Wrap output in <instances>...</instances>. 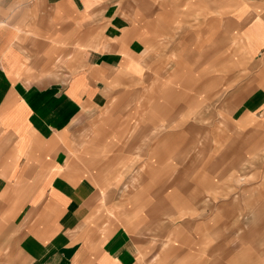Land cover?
Here are the masks:
<instances>
[{"label":"crops","instance_id":"0c3cea01","mask_svg":"<svg viewBox=\"0 0 264 264\" xmlns=\"http://www.w3.org/2000/svg\"><path fill=\"white\" fill-rule=\"evenodd\" d=\"M138 19H212L228 43L195 86L175 54V124L178 75L151 79ZM144 88V113L107 111L127 133L85 138ZM0 264H264V0H0Z\"/></svg>","mask_w":264,"mask_h":264},{"label":"rangeland","instance_id":"374dc122","mask_svg":"<svg viewBox=\"0 0 264 264\" xmlns=\"http://www.w3.org/2000/svg\"><path fill=\"white\" fill-rule=\"evenodd\" d=\"M223 8V7H222ZM240 8V7H239ZM237 8V10L239 9ZM227 8H225L226 10ZM191 10V7H190ZM222 10V9H221ZM141 24H146L148 21H156L155 28L157 30V39L156 43L153 45L151 44V47L154 48L151 60L156 67L155 71L151 72V79H157V81H161L167 79L174 80V75L176 76L175 82H177L176 86H174L175 92L171 91L169 93L170 96H172V99L177 101H173L172 104L169 105V111L174 112L172 115V119L169 120V122L176 123L178 120L176 117L179 116L180 112H183L187 110V107L190 103H186L184 101H188L191 98L187 97L186 92H183L184 90L180 88L179 86V79H180V71L176 72L173 71L175 68V64L180 62V56H176L175 54L181 53L184 49L188 50V55H185V59L187 61V73L192 76V80L190 81L193 86L196 85V74H197V58L200 57V63L208 62L211 60L212 56L216 52H223L226 51V49L229 47L227 46V41L220 40L219 38L215 40L213 43L212 41H209L208 43L204 39V33L207 32L209 27L211 26L212 19H138ZM221 21V24H220ZM219 24L222 27L223 21L220 20ZM157 24V26H156ZM200 48V49H198ZM200 52V54H198ZM200 55V56H199ZM198 56V57H197ZM189 59V61H188ZM199 63V64H200ZM153 67V68H154ZM148 78V77H147ZM167 84V85H166ZM164 84L161 88L158 89L159 93H165L167 94L168 83ZM177 87V88H176ZM185 96V97H184ZM178 97V98H177ZM184 97V98H183ZM148 100L149 97L146 92V88L139 90L136 92H126L125 96L123 97V100L121 99V103H113L110 104L109 108L104 109H98L92 113V115L87 116L84 118V123H87V128L91 129L93 131L85 130L84 135L85 138H89V136L92 137L95 135V138L97 137V144L100 143V133H101V127H106L109 123L110 127H117L122 123H125V131L127 133L128 129H130L134 122L137 120L132 119L133 116H130L129 119H123L120 117V119H116L115 121L109 120L107 122L106 118L111 117V115L107 114V111H110V113L113 112H133L136 111L134 109L137 104L140 106V111L145 112L148 110ZM123 102V103H122ZM137 102V104H136ZM160 106V105H159ZM162 106V105H161ZM164 109V108H163ZM204 110H208V105H205ZM150 113V112H149ZM147 115H150V114ZM151 113H162V110L159 108H155L154 112ZM154 114H151L150 117H153ZM128 116V115H127ZM115 117V116H114ZM145 116L143 117L144 120ZM125 120V121H124ZM153 120H150L149 117L145 118L144 122H152ZM120 127V126H119ZM161 130L163 128V125L160 127ZM164 129V128H163ZM88 134V136H87ZM84 138V139H85ZM83 139V137H82ZM136 186V183H132V185H127L126 189H131Z\"/></svg>","mask_w":264,"mask_h":264}]
</instances>
